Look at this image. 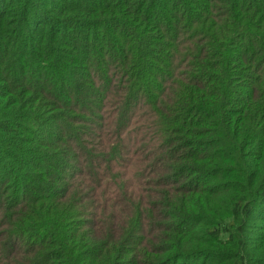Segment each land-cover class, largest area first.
Segmentation results:
<instances>
[{"label":"trees","instance_id":"trees-1","mask_svg":"<svg viewBox=\"0 0 264 264\" xmlns=\"http://www.w3.org/2000/svg\"><path fill=\"white\" fill-rule=\"evenodd\" d=\"M0 264H264V0H0Z\"/></svg>","mask_w":264,"mask_h":264},{"label":"rangeland","instance_id":"rangeland-1","mask_svg":"<svg viewBox=\"0 0 264 264\" xmlns=\"http://www.w3.org/2000/svg\"><path fill=\"white\" fill-rule=\"evenodd\" d=\"M257 221H259L260 219H256Z\"/></svg>","mask_w":264,"mask_h":264}]
</instances>
